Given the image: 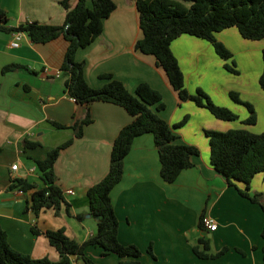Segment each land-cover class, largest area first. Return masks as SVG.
<instances>
[{"label": "crops", "instance_id": "obj_1", "mask_svg": "<svg viewBox=\"0 0 264 264\" xmlns=\"http://www.w3.org/2000/svg\"><path fill=\"white\" fill-rule=\"evenodd\" d=\"M113 1L115 9L103 19L101 34L75 53V60L84 62L87 84L102 87L106 82L99 77L102 73L112 74L132 93L138 83H148L162 96L165 108L159 115L168 125L187 117L181 127L174 129L175 142L195 145L199 153L191 156V167L168 183L160 177L152 135L134 138L124 158L122 177L110 197L118 219L119 242L136 245L142 254L138 258H120L114 253L104 254L100 246L88 245L86 255L99 264H261L264 210L260 203L264 204V196L260 203L252 202L238 191L244 189L243 183H228L213 168L204 130L264 131V90L258 83L264 38L244 39L235 27L216 33V38L232 52L237 74L225 69L226 61L204 39L182 34L171 42L187 90L194 93L201 88L214 103L224 104L238 115L233 121L221 120L194 102L179 99L155 57L134 48L142 36L134 0ZM75 3L70 0L69 6ZM87 5L91 6L89 0ZM0 10L8 26L26 22L62 25L66 14L59 0H0ZM11 42H17V46H11ZM66 46L62 36L34 43L25 33L0 30V226L14 250L52 261L59 255L49 244L45 230L64 228L69 237L80 243L95 234L96 218L88 209L86 190L107 173L113 141L119 130L132 121V116L119 105L95 101L85 106L67 96L60 70ZM11 63L19 67L3 73L2 67ZM230 92L253 106L254 124H242L248 114L235 109L243 107L230 99ZM220 97L222 103L218 101ZM87 108L92 122L84 126L82 136L74 137L60 150L53 166L56 184L67 206L62 205L57 213L44 208L36 215L30 207L32 191L10 189V179L24 178L41 187L34 160L72 138L69 127L85 115ZM51 122L66 127L58 128ZM24 139L40 145L26 149ZM14 163L18 164L16 170L11 169ZM254 192H264L263 173L256 174L250 182L249 193ZM203 216L217 222L213 232L202 227ZM201 237L210 240L209 253L223 248L226 251L216 258L196 256L192 248ZM72 264L83 262L74 258Z\"/></svg>", "mask_w": 264, "mask_h": 264}, {"label": "trees", "instance_id": "obj_2", "mask_svg": "<svg viewBox=\"0 0 264 264\" xmlns=\"http://www.w3.org/2000/svg\"><path fill=\"white\" fill-rule=\"evenodd\" d=\"M70 0H59L66 9L62 25L26 22L17 26H8L5 14L0 10V30L5 32H22L34 43H46L59 36L67 41L60 70L64 74V92L81 105H89L95 101L109 102L121 106L132 116V121L124 125L115 137L109 160V168L102 179L86 190L87 205L90 213L96 218L95 234L84 242L69 237L64 228L49 229L43 233L48 242L58 252V259L52 261L47 257L33 258L28 254L14 250L8 243L6 232L0 226V264H72L73 259H80L83 264H99L85 253L88 245L100 246L104 254L114 253L120 258L141 256V250L134 244H122L118 240V219L116 217L110 192L120 181L123 173L124 158L128 154L134 138L149 133L153 137L160 166V177L165 182H173L178 174L192 166L191 156L197 155L199 149L195 145L176 143L175 128L181 127L187 120L185 116L173 126L159 115L165 108L160 92L146 82L137 84L135 91L130 92L123 82L110 73H102L100 78L106 82L100 88L90 87L84 78V62L75 60L79 48L90 44L102 32L103 19L115 9L113 0H76L73 7ZM139 14V26L142 36L134 48L142 53L151 54L156 64L165 71L172 88L180 100H190L199 107L208 110L214 117L233 121L237 113L225 106L217 105L201 88L190 93L184 84V75L179 67L170 45L182 34H189L204 39L212 45L215 53L224 61V67L237 74L232 52L216 38V33L235 27L242 38L260 40L264 38V0H134ZM230 61L229 63L227 61ZM19 67L16 63L4 65L3 73ZM264 90V49L262 50V72L258 80ZM230 97L244 105L248 116L243 124L252 125L256 122L253 106L240 100L238 94L230 92ZM92 122L87 108L82 118H77L69 127L73 137L46 151L41 159L34 164L42 181V186L20 177L10 179L9 188L30 194L31 210L38 214L44 208H52L57 213L67 203L60 187L56 184L54 162L61 149L67 147L74 137L83 134L85 125ZM55 127L66 126L51 122ZM204 134L209 143V162L221 173L228 183L238 181L244 189H239L242 196L252 202L260 203L264 192L249 193L252 178L264 174V131L253 133L245 128H232L226 131L206 129ZM38 141L23 140V147L32 149L39 146ZM264 210V204L260 203ZM68 211V210H67ZM69 212V211H68ZM80 218V216H78ZM33 232H36L32 228ZM262 262L264 264V222L261 230ZM210 240L198 238L193 252L200 258H216L226 251L223 248L209 253ZM148 252L151 253V247ZM119 264H127L120 261Z\"/></svg>", "mask_w": 264, "mask_h": 264}, {"label": "built area", "instance_id": "obj_3", "mask_svg": "<svg viewBox=\"0 0 264 264\" xmlns=\"http://www.w3.org/2000/svg\"><path fill=\"white\" fill-rule=\"evenodd\" d=\"M11 46H17V42H11ZM17 168V163L11 165L12 170H16ZM201 225L208 232H213L217 228V222L210 216H203L201 219Z\"/></svg>", "mask_w": 264, "mask_h": 264}, {"label": "rangeland", "instance_id": "obj_4", "mask_svg": "<svg viewBox=\"0 0 264 264\" xmlns=\"http://www.w3.org/2000/svg\"><path fill=\"white\" fill-rule=\"evenodd\" d=\"M241 41H244V42L246 41V42H247V40H244V39H242V38H241ZM234 45L237 46L236 43H234ZM236 61H238V59H236ZM221 99H222L221 97L218 98V101H220L219 103H222L223 99H222V100H221ZM230 99H231L232 101H234L231 97H230ZM237 103H238V102H237ZM231 104H233V103H231ZM234 104H235V103H234ZM217 105H219V104H217ZM239 105H241L243 108H239V107L236 106L235 109H236V110H239V111H240L239 113H242V115H246V114H248V111H247V109L245 108V106H243L242 104H239ZM220 106H225V105L223 104V105H220ZM225 107H227V106H225ZM261 120H262V118H261ZM235 124L241 126L243 123H242V124H241V123L239 124L238 122L235 121ZM259 124H262V123L259 122ZM244 125H245V124H244ZM237 127H238V126H237ZM241 127H243V126H241Z\"/></svg>", "mask_w": 264, "mask_h": 264}, {"label": "water", "instance_id": "obj_5", "mask_svg": "<svg viewBox=\"0 0 264 264\" xmlns=\"http://www.w3.org/2000/svg\"><path fill=\"white\" fill-rule=\"evenodd\" d=\"M209 236H210V234H209Z\"/></svg>", "mask_w": 264, "mask_h": 264}]
</instances>
